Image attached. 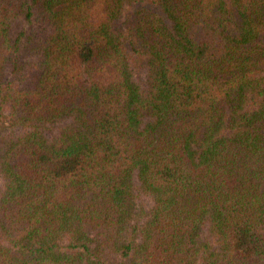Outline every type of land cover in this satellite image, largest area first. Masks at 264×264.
Here are the masks:
<instances>
[{"label":"trees","instance_id":"trees-1","mask_svg":"<svg viewBox=\"0 0 264 264\" xmlns=\"http://www.w3.org/2000/svg\"><path fill=\"white\" fill-rule=\"evenodd\" d=\"M0 264H264V0H0Z\"/></svg>","mask_w":264,"mask_h":264}]
</instances>
